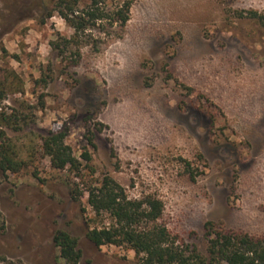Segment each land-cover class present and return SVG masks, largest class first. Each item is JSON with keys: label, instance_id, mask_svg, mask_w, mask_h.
Here are the masks:
<instances>
[{"label": "rangeland", "instance_id": "1", "mask_svg": "<svg viewBox=\"0 0 264 264\" xmlns=\"http://www.w3.org/2000/svg\"><path fill=\"white\" fill-rule=\"evenodd\" d=\"M250 10L264 0H0V80L13 70L24 90L0 111L30 117L0 125L28 161L0 168V264H66L57 229L78 238L80 264H138L87 236L112 222L86 191L106 175L129 198H160L161 222L202 253L209 221L264 235V29L240 17ZM60 130L94 173L52 168L40 136Z\"/></svg>", "mask_w": 264, "mask_h": 264}, {"label": "trees", "instance_id": "2", "mask_svg": "<svg viewBox=\"0 0 264 264\" xmlns=\"http://www.w3.org/2000/svg\"><path fill=\"white\" fill-rule=\"evenodd\" d=\"M72 12V7L69 8ZM126 11L130 9V2L126 4ZM62 17L76 29L85 28L83 18L80 20L70 17L64 11ZM86 14L91 19L101 15L90 9ZM53 15V11L46 14ZM45 15V16H46ZM240 17L250 19L264 29V13L250 10L248 14L239 13ZM118 20L126 23L128 16L125 11L118 13ZM48 84L45 76L36 80ZM9 92H24L23 82L16 72L8 71L4 79L0 80V108ZM45 108V102L40 101ZM16 111V112H15ZM29 116L21 117L17 110L11 113L0 111V125L14 131L21 130L28 125ZM65 130L49 131L40 136L41 150L50 158L51 166L56 171L70 170L77 176L83 177L82 170L95 168L89 163L92 156L88 151L81 153L86 162L82 164L71 145L66 142ZM17 143L13 141L5 130H0V168L6 172L18 173L28 166V161L20 156ZM32 175L41 179L37 169ZM72 193L81 196L78 186L72 183ZM88 203L96 215L108 212L112 222L107 226L94 227L87 233L88 238L98 247L113 244L135 251L138 264H264V235H253L249 232L217 226L213 221L207 223V253H202L195 246L181 243L169 228L161 222L164 212L163 201L154 195L142 198H129L123 186L113 177L106 175L98 186L87 189ZM54 243L60 249V255L66 264H80L82 250L79 240L64 229H57L53 236Z\"/></svg>", "mask_w": 264, "mask_h": 264}]
</instances>
